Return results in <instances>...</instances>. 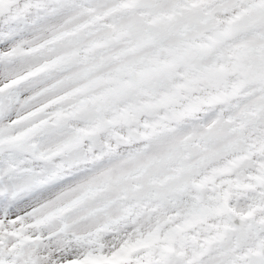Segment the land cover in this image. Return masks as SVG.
Returning a JSON list of instances; mask_svg holds the SVG:
<instances>
[{
    "label": "snow or ice",
    "instance_id": "6c2138e0",
    "mask_svg": "<svg viewBox=\"0 0 264 264\" xmlns=\"http://www.w3.org/2000/svg\"><path fill=\"white\" fill-rule=\"evenodd\" d=\"M0 264H264V0H0Z\"/></svg>",
    "mask_w": 264,
    "mask_h": 264
}]
</instances>
